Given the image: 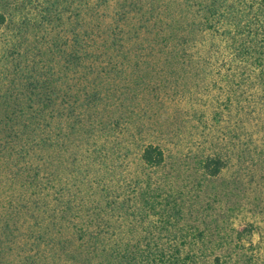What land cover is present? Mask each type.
<instances>
[{
	"label": "trees",
	"instance_id": "16d2710c",
	"mask_svg": "<svg viewBox=\"0 0 264 264\" xmlns=\"http://www.w3.org/2000/svg\"><path fill=\"white\" fill-rule=\"evenodd\" d=\"M192 1L179 8L162 0L126 1L114 14L120 24L104 29L94 19L88 23L87 0H71L76 21L72 39L53 40L47 47L40 38L45 12L53 16L50 23H61L58 9L43 8L40 0H0V169L14 156L62 147L66 134L57 121L83 108V98L91 110L105 106L107 165L111 159L134 158L144 173L131 185L135 203L129 193L119 198L105 188L111 197L106 196L104 206L94 201V227L78 218L84 225L78 245H92L104 254L98 264H264V238L257 243L252 239L255 225L238 229L230 225V216L222 222L215 219L211 202L198 210L201 196L178 187L181 174L154 179L170 156L161 144L145 142L143 124L137 134L132 132L136 117L141 123L155 119L150 109L162 105L163 97L186 96L179 81L191 75L218 76L228 94L260 89L257 103L244 96L237 100L238 106L248 101L242 112L252 114L250 109L257 111L264 103V0ZM32 8L36 18L26 12ZM137 15L140 26L131 24L126 30L122 24ZM28 29H35L34 44L28 41ZM186 32L190 40L183 36ZM143 33L153 36L151 46L137 44ZM160 47L171 59L165 64L154 63L149 53ZM227 167L216 154L199 159L197 184H212ZM194 213L203 217V225L187 218Z\"/></svg>",
	"mask_w": 264,
	"mask_h": 264
},
{
	"label": "rangeland",
	"instance_id": "374dc122",
	"mask_svg": "<svg viewBox=\"0 0 264 264\" xmlns=\"http://www.w3.org/2000/svg\"><path fill=\"white\" fill-rule=\"evenodd\" d=\"M126 1L130 0H87L88 23L94 19L102 23L104 29L115 27L120 23L114 14ZM162 1L177 4V8L194 2ZM40 3L45 9L54 11L57 8L61 14V23H50L53 16L45 12L40 35L45 41L42 45L48 47L53 40L58 43L71 40L76 22L71 0H40ZM33 10L26 12L33 17L36 12ZM138 20L137 15L122 25L126 30L131 24L139 27ZM35 34V29H28L30 44L36 43L32 40ZM190 35L186 32L183 36L190 40ZM152 38L149 33H143L137 44L151 46ZM198 40L201 43L203 38ZM219 45L214 42V46ZM160 48L155 53L150 49L149 53L154 55V63L165 64L171 59ZM55 63H60V57H56ZM179 84L185 86L186 96H162V105H152L149 112L155 119H147L145 123H141L139 117L133 120L134 134L143 124L145 142L161 144L170 156L165 168L152 172L153 176L147 174L160 180L168 173L181 174L178 187L191 196H201L198 210L202 211L207 202H211L215 219L222 222L230 216V225L238 229L254 224L256 231L252 239L257 243L264 238V103L257 111L250 109L252 114H249L241 111L248 101H242L238 106L237 100L244 96L257 103L262 93L260 89L252 88L241 96L240 93L228 94L218 76L207 79L191 75L180 79ZM81 105L83 108L77 107L73 116H63L57 121L59 129L66 134L62 147L49 152L37 150L23 158L14 156L0 169V264H89L93 258V264L103 263V256L102 261L99 256L104 254L98 253L92 245L79 247L80 230L84 225L78 218L90 224L93 220L91 208L96 205L94 201L104 206L107 197H111L105 194V188L114 190L116 196L121 195L119 198L127 192L131 204L135 203L137 197H134L131 185L139 175L141 178L144 175L137 159L116 162L111 159L107 165L104 160L107 147L102 137L105 106L91 110L83 98ZM212 154L221 156L228 167L212 184L199 186L201 176L196 170L197 161ZM215 192L217 195L212 194ZM112 199L116 198L113 196ZM83 203L85 208H81ZM199 216L194 213L187 218L192 222L200 220L198 224L203 225V217ZM76 222L79 223L74 225ZM94 225L90 224L89 228Z\"/></svg>",
	"mask_w": 264,
	"mask_h": 264
}]
</instances>
